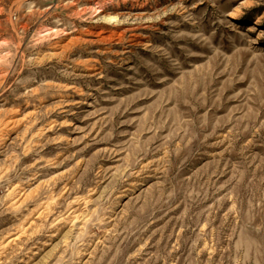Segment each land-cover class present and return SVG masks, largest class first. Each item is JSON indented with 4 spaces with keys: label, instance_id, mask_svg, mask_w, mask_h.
I'll return each instance as SVG.
<instances>
[{
    "label": "rangeland",
    "instance_id": "1",
    "mask_svg": "<svg viewBox=\"0 0 264 264\" xmlns=\"http://www.w3.org/2000/svg\"><path fill=\"white\" fill-rule=\"evenodd\" d=\"M0 264H264V0H0Z\"/></svg>",
    "mask_w": 264,
    "mask_h": 264
}]
</instances>
